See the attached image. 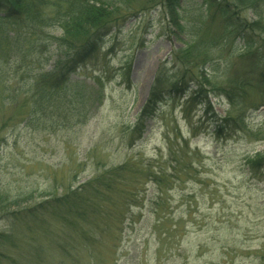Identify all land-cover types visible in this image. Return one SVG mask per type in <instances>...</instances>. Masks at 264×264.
Here are the masks:
<instances>
[{
	"label": "rangeland",
	"instance_id": "rangeland-1",
	"mask_svg": "<svg viewBox=\"0 0 264 264\" xmlns=\"http://www.w3.org/2000/svg\"><path fill=\"white\" fill-rule=\"evenodd\" d=\"M231 12L264 22L259 0ZM178 13L180 28L160 5L125 19L70 75L69 107L62 88L30 113L61 30L0 10V194L15 212L0 215V264H264V162L247 163L264 154V27L231 31L204 0ZM158 75L182 83L134 139Z\"/></svg>",
	"mask_w": 264,
	"mask_h": 264
},
{
	"label": "trees",
	"instance_id": "trees-1",
	"mask_svg": "<svg viewBox=\"0 0 264 264\" xmlns=\"http://www.w3.org/2000/svg\"><path fill=\"white\" fill-rule=\"evenodd\" d=\"M264 2V0H259ZM257 0H204V3L212 7V9L228 18L234 23L231 31L245 34L248 37L250 31L264 27V22L259 17L257 21L247 24L244 21L238 20V16L231 12L234 8H240L246 5H252ZM51 4L53 11L47 19L40 17V6ZM164 9L166 16L178 28L180 25V17L178 9L180 0H0V10L3 11V17L17 18L26 17L32 19L35 23L48 24L55 23L61 30V35L56 38V48L58 51L57 62L53 69L48 72H42L36 78L34 87H32V101L29 105L31 112L45 110L53 103L57 96L61 95L63 88V104L69 107L71 100L66 97L64 89L70 79V75L76 71L81 65L92 59L99 50L102 39L108 35L111 30L125 22V19L137 12H142L157 6ZM258 14V13H256ZM48 22V23H47ZM246 46L251 48L253 42L245 39ZM170 78H164L158 75L154 79L153 86L148 94V97L138 114V120L135 123L132 135L134 139L141 137L145 128L144 124L147 119L151 118L155 113L158 102L163 98L164 93L169 90H177L181 81H170ZM197 88L208 84V79L203 78L198 81ZM259 83L264 84V65L259 71ZM239 88L250 86L249 80L240 79L233 81ZM199 89H195L190 95L188 102H194ZM230 101L231 95L225 91ZM24 115V119L30 114ZM244 118H222L219 122H224V128L230 129L234 127V123L243 125ZM234 122V123H232ZM223 124H217L216 132H221ZM264 162V154H257L248 158L247 163L249 168L254 171L258 165ZM74 194V192H72ZM66 199L68 198L65 194ZM63 198V203H65ZM48 203V202H47ZM3 197L0 194V215L11 219L13 210H7L6 205H3ZM15 217V215L13 216ZM11 225V222L9 226ZM12 226V225H11ZM6 234L0 233V242H5Z\"/></svg>",
	"mask_w": 264,
	"mask_h": 264
}]
</instances>
